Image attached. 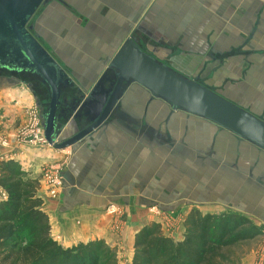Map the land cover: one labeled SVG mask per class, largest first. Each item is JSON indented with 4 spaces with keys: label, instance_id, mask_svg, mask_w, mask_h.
<instances>
[{
    "label": "crops",
    "instance_id": "0c3cea01",
    "mask_svg": "<svg viewBox=\"0 0 264 264\" xmlns=\"http://www.w3.org/2000/svg\"><path fill=\"white\" fill-rule=\"evenodd\" d=\"M70 12L74 13V32L81 29L99 39L95 47L89 46L88 39L84 40V34L79 33V43H64L63 47L56 49L49 46L77 84L95 82L120 44L135 32L141 39L154 41L156 44L152 49L170 48L175 41L176 47L170 48L171 53L177 56L185 54L182 59L187 57L198 62L205 59L203 70H209L208 67L213 65L206 66L207 63L218 61V73H229L227 71L248 61L249 66L237 69L234 78L227 79V75L218 78V86L221 82L226 84L225 94L216 91L264 116V0H64V3L53 0L39 16L51 17L57 26H61ZM179 17H184L186 22L178 21ZM103 19L110 22L106 28L100 25ZM175 19L177 21L173 24ZM44 35L47 37L42 36V39L53 40L49 34ZM78 54L84 57L79 64L72 65L70 60ZM165 56L159 57L169 60V56ZM76 67L81 71L75 70ZM213 74L211 70L208 76ZM30 83L32 85V80L9 82L0 74V154L4 155L2 162L12 160L29 175L40 176L38 196L42 199V209L50 218L54 237L66 247L102 239L119 250L120 264H131L136 234L146 226V220L153 217L147 211L157 206L166 211L175 210L177 215L180 213L181 206L171 208L173 203L165 205L170 195H165V201L160 200L158 194L161 192L155 190L157 185H161L159 179L163 171V157L158 155L160 146L170 149V155L175 158L174 167L179 166L188 173L191 179V184L185 186L188 193L205 172L218 178L224 171L222 168L232 171V167L238 166L235 162L229 164L227 157L219 154L201 132L191 136L188 123L196 117L182 111L173 112L168 107L166 116L160 119L163 104L150 101L149 96L141 97L135 90L129 94L130 89L114 113L113 122L90 138L64 150L49 144L44 147L27 146L17 139V131L28 120L34 105L37 106L34 87H30ZM210 88L215 87L210 84ZM128 95L129 100H126ZM37 112L40 114L39 110ZM178 115L183 119H178ZM201 120L205 130L214 125ZM177 121L184 122L180 134H174L168 127L169 123L173 126ZM214 126L238 144L244 142ZM147 148L153 149L152 158L142 157ZM146 162L155 164L148 178L146 168L151 164ZM253 164L256 162L248 167L249 174L243 178L244 182L250 188L259 184L261 189H258L264 191V167ZM48 166L62 170L63 189L56 198L50 195L41 173ZM195 167L199 173L190 175ZM233 178H242L241 171L234 172ZM250 179V184H247ZM145 186L148 193H153L147 194ZM7 198V191L0 186V201ZM158 201L161 204L156 205ZM111 204L124 206L127 212L120 218L126 223L120 231L113 228L116 217L107 212ZM179 234L166 235L177 241L183 237ZM259 249L251 250L238 264H264V254L259 253Z\"/></svg>",
    "mask_w": 264,
    "mask_h": 264
},
{
    "label": "water",
    "instance_id": "95a60500",
    "mask_svg": "<svg viewBox=\"0 0 264 264\" xmlns=\"http://www.w3.org/2000/svg\"><path fill=\"white\" fill-rule=\"evenodd\" d=\"M51 1L0 0L1 78L13 83L38 80L44 86L45 103L34 94L50 146L59 150L73 147L111 124L128 90L137 85L151 98L167 103L173 112L206 120L264 153L262 117L198 78L173 69L167 60L145 49L135 32L125 38L85 94L32 22L39 17L41 7ZM222 169L232 173L227 167Z\"/></svg>",
    "mask_w": 264,
    "mask_h": 264
},
{
    "label": "rangeland",
    "instance_id": "374dc122",
    "mask_svg": "<svg viewBox=\"0 0 264 264\" xmlns=\"http://www.w3.org/2000/svg\"><path fill=\"white\" fill-rule=\"evenodd\" d=\"M72 5L70 6L71 7L70 9L73 8L74 5L73 6ZM93 7H95V9L97 8L96 3H94ZM45 8H46V5L41 7L40 12H42ZM62 10H64V8ZM47 15H49V13H47ZM73 16H74V13L70 12V14L66 16L65 24L61 26L59 25L57 26L53 18L51 17L48 18L47 16V19H46L44 15L39 16L38 18H34L32 22L34 21L36 30L40 34L41 37L42 36L47 37L46 35H44L45 33L53 37V40H52L53 43L52 41L46 40L45 37H43L44 38L43 42L48 45L50 44L49 46L53 47L54 49L58 48L59 46L63 47L64 43H72V44L79 43L77 41V37L79 36L81 37L79 33L84 34L82 36L84 40L88 39L89 46L91 45L95 47L97 43L99 42L98 37L87 34L83 32L81 29H77V27H76L77 29L76 32L78 34L73 31L74 29V25H73L74 23L72 22ZM177 20L181 22H186L184 17H179L177 18ZM177 20L176 19L173 20L172 23L175 24ZM109 23H110L109 21H106V19H103L100 25L103 28H106V25L108 27ZM71 31H72V35H71ZM62 35H64V37ZM155 44L156 43L154 41H147V42L142 43V46H144V48L147 47L148 49L153 50V52L156 55H159L160 57H163V55L169 56V60L167 62L172 66L173 69L189 77L190 76L196 77L203 84L208 85L210 83L215 87L212 89H215L224 94L226 93L224 91L226 84L223 85V82H221V85L218 86L219 81H220V79L218 78L227 75L225 76L227 77V79H232L235 77L234 75L235 72L240 70V68L244 69L249 66L248 61L247 62L245 61L237 65L238 70L236 68L234 69L232 68L230 71H227L229 73H226V71H221L219 74L218 72L220 71V69L219 70L216 69L217 68L216 64H218V61L213 62V63H207L206 66L210 64H213V65H210L208 67L210 68L209 70H207L206 68L203 70L205 62H206L205 59H201V61L198 62L195 59L189 60L187 57L182 59V57L185 54L181 56H177L176 54L171 53L172 49L170 48L176 47L175 41H173V46H171L170 48H167V47L157 48L156 47L157 49L156 48L152 49L153 45ZM80 55L81 54H78L76 58H72V60H70V63L72 65L76 63L79 64L80 63L79 61L82 60V58L84 57L83 55L81 56ZM186 59H188V61ZM211 59H210V62H211ZM107 66L104 67V69L107 68ZM75 70H79V68L76 67ZM211 70H212V74L214 73L213 75L215 76V77L212 76L213 78L208 76ZM210 78H211V81H210ZM213 79H216L217 81H213ZM95 82H92V83L86 82L83 85L77 84V86H82L83 89L85 90V94H87L88 90L89 91L91 90ZM215 82L218 84H216ZM210 84L208 85L209 87H210ZM132 90H135L136 94L141 97L148 96V93L139 86L135 85L131 89V91ZM129 94H132V93H129ZM231 95H233V93H231ZM126 100H129V95L127 96ZM159 103L161 105L163 104L161 106L162 109H161V115H160V119H163L167 114L168 106L163 102L159 101ZM34 109H35V113H37L36 111L38 110H37L36 105H34ZM34 109L30 110L28 120H26L25 123L20 125V127L18 128L17 139H19V141L21 142L24 141V139L31 134L30 130H32L31 128L33 127L34 121L35 120L37 121L36 119L37 115L34 114ZM37 114L40 118V114L39 113ZM260 117L264 119V116H260ZM177 118L183 119V117L179 115L177 116ZM173 119H176V116H173ZM190 120L191 121L188 123L189 124L188 126L190 127L191 136L195 135L196 133L201 132L200 134H203L205 136L209 144L212 143L214 145V148L219 152V154L222 155L223 153L227 157V161L229 162V164L235 162L236 164H238V166L232 167L233 174L220 172V177L217 176L219 179L205 172L203 176H199V179L195 181L193 189L190 191V193H188L186 191V187L191 184L190 182L191 179L188 178V173L182 171L181 167L179 166L174 167V165H176V163H173V160L175 158H173L170 155L169 153L170 149L166 148V146H160V148H158V153L160 154L158 155L163 157V162H162L163 171H162L161 179H159L160 180L159 184L161 185H157V188L155 190L157 191L160 190L161 192V195L158 194L159 199L161 198L164 200L166 198L165 197L166 194L170 195L168 196V199L170 200L167 202H164L165 205H168V204L171 205L173 203V206H171V208H173L174 205L181 206V208L178 207L180 208V213H178L177 215L175 214V210L166 211V210L159 209L156 205L161 204V202L159 203L158 201L154 209L152 210L150 209L151 211L150 210L147 211V214L151 213L153 217H150L146 220L147 222L146 225L150 223H158L162 226V229L166 234L174 233V236H175L180 233L179 235H182L184 234V231H185L184 223L189 213L193 211V209L194 210L196 209V210H199L203 214L211 213V214L220 215L222 213H228V214L243 215V216L250 218L256 226L264 227V193H263L264 191L259 190L257 187L255 188H252V186L251 188L247 187L243 179L249 174L248 167L252 165L253 162H256V164H253L254 166L258 165L262 168L264 167V153H262L261 151H254L253 148L245 142H240L238 144L231 137H229L226 133H224L222 130L220 129L219 131L216 130L217 127H215L214 125L213 126L211 125L209 128L205 130L202 125V120L199 118H193ZM168 127L169 129H171L173 133L178 132V134H180V132L184 129V122L177 121L176 123L173 124V126H172V123H169ZM197 137L200 138L199 136ZM5 145H7V143H5ZM152 153H153V149L147 148L146 151H144V155L142 157L146 156L147 158L148 157L152 158L153 157ZM240 156H242V158H240ZM146 163H149V162H146ZM48 168H50V172L54 176L59 177L61 181V185L59 186V188H57L55 194L52 193L51 189L49 190L50 195L53 198H56L59 195L60 191L63 189L62 170L58 168L59 170L56 171V168H57L56 166H50V167L48 166V167H44L41 173ZM154 168H155V164H151L150 168H146L147 178L150 172ZM191 171L192 172L189 173L190 175L192 174L196 175V173H199L196 167L192 168ZM236 171H241L242 178H239V179L233 178L234 172ZM215 174L217 175L218 172H215ZM42 176H43V173H42ZM196 183L198 184L196 185ZM200 187H203V188H200ZM144 189L147 192L146 186ZM177 191H179L178 194L175 193ZM149 193H153V192L149 191ZM149 193L147 192V194ZM108 211L111 212V214L116 217L115 224L113 225L114 230H118V231L122 230V228L125 227L126 223L123 222V220H121L120 218H122L127 213L126 210L124 209V206L123 207L115 206V204L114 205L111 204L107 212ZM258 248H260L259 253L262 252L264 254V235L259 236L258 238L252 240L248 244H238L232 249L233 250L232 255L239 256L240 260L238 261V263H241V258L243 256H245L251 250L258 249ZM117 254L119 255V250H117Z\"/></svg>",
    "mask_w": 264,
    "mask_h": 264
},
{
    "label": "trees",
    "instance_id": "16d2710c",
    "mask_svg": "<svg viewBox=\"0 0 264 264\" xmlns=\"http://www.w3.org/2000/svg\"><path fill=\"white\" fill-rule=\"evenodd\" d=\"M0 186L8 194L0 201V264H120L117 249L105 240L66 247L54 237L38 196L40 176L9 160L0 165ZM184 227L177 241L158 223L143 227L135 237L131 264H238L232 249L264 235V227L246 216L196 209Z\"/></svg>",
    "mask_w": 264,
    "mask_h": 264
},
{
    "label": "built area",
    "instance_id": "2783aa9c",
    "mask_svg": "<svg viewBox=\"0 0 264 264\" xmlns=\"http://www.w3.org/2000/svg\"><path fill=\"white\" fill-rule=\"evenodd\" d=\"M37 113H35V110H34V114L37 115V118H36L37 121L36 120L34 121L33 127L31 128L32 130H30L31 134L24 139V142L26 143L27 146H31V147L48 146V142L44 136V129H43L42 123L40 121L41 119L39 118ZM3 159H4V155L0 154V164L3 161ZM58 170L59 169L56 168V171H58ZM42 173H43V178H44L46 184L49 186V189H51L52 193L55 194L57 188H59V186L61 185L60 178L57 176H54L50 172V168L44 170ZM59 173H60V171H59ZM3 195H5V194H3Z\"/></svg>",
    "mask_w": 264,
    "mask_h": 264
},
{
    "label": "flooded vegetation",
    "instance_id": "af4514ba",
    "mask_svg": "<svg viewBox=\"0 0 264 264\" xmlns=\"http://www.w3.org/2000/svg\"><path fill=\"white\" fill-rule=\"evenodd\" d=\"M63 3H64V1H62ZM61 2V3H62ZM49 4V3H48ZM48 4H46V5H48ZM131 34H133V33H131ZM138 38H139V40H141V42L142 43H144V42H147L148 40H145V39H141V37L139 36V35H137V34H135ZM150 41V40H149ZM122 44V43H121ZM120 44V45H121ZM151 45V44H150ZM120 47V46H119ZM144 47V46H143ZM145 49H147V50H150V49H148L147 47L145 48ZM150 51H153V50H150ZM166 60V59H165ZM168 61V60H167ZM135 85H132L131 87H130V93H131V89L134 87ZM137 86V85H136ZM32 87H34V91L36 92V94L38 95V97H39V100H40V102L41 103H45V99H46V95H45V88H44V86L38 81V80H33L32 81ZM143 89V88H142ZM146 91V90H145ZM147 92V91H146ZM128 93V92H127ZM148 93V92H147ZM148 96H149V99H150V101H153V102H155V101H160V102H163V103H165L164 101H161V100H158V99H155V98H151V95L148 93ZM169 108H170V106L167 104V103H165ZM122 105V104H121ZM148 106V105H147ZM38 110H39V108H38ZM40 111V110H39Z\"/></svg>",
    "mask_w": 264,
    "mask_h": 264
}]
</instances>
